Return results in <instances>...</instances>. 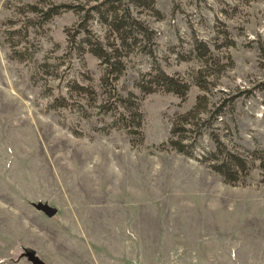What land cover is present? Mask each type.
I'll list each match as a JSON object with an SVG mask.
<instances>
[{"label":"rangeland","instance_id":"374dc122","mask_svg":"<svg viewBox=\"0 0 264 264\" xmlns=\"http://www.w3.org/2000/svg\"><path fill=\"white\" fill-rule=\"evenodd\" d=\"M29 3L48 7L0 0V264H32L26 251L45 264H264V159L252 156H264V0H155L158 13L138 12L155 30L158 60L189 83L184 100L143 93L135 80L152 58L124 57L120 83L138 98L141 137L103 128L97 108L68 89L72 79L98 87L101 73L90 52H67L77 14L29 25L23 37L16 28L37 17ZM11 35L30 57L13 52ZM196 39L210 46L208 60L195 55ZM58 92L71 109L51 105ZM199 94L212 110L223 103L211 130L249 157L244 180L227 182L168 143L173 117ZM200 140L213 144L207 133Z\"/></svg>","mask_w":264,"mask_h":264},{"label":"trees","instance_id":"16d2710c","mask_svg":"<svg viewBox=\"0 0 264 264\" xmlns=\"http://www.w3.org/2000/svg\"><path fill=\"white\" fill-rule=\"evenodd\" d=\"M45 2L48 3L47 8L29 3V9L36 12L37 17L29 19V22L16 30L24 31V37L29 25H41L51 16L67 10L77 14V22L66 32L67 52L72 54L90 52L98 59L101 73L98 77V87L80 83L76 79L69 80L67 86L68 89L80 93L84 99L88 98L97 108L96 114L101 115L103 128H122L129 135L137 134L139 137L142 135L140 127L143 113L138 98L132 90L124 91L125 87L120 83L128 67V61L124 57L129 53L146 54L152 58L150 66L139 72L135 80V85L141 92L167 91L175 93L182 100L185 99L189 83L179 76L178 72L167 71L158 60L153 47L155 30L138 14L143 8L158 13L155 0H77L57 3L45 0ZM95 21L104 27V34H99L94 29ZM19 41L20 39H12L13 52L20 58L30 57L31 51L27 46H17ZM194 49L195 55L205 60L212 55L210 46L202 40H195ZM261 50L264 56V47ZM43 62L47 70L51 63L45 59ZM55 69L47 71L61 78ZM196 83L202 88H207L203 76H199ZM49 101L54 107L65 106L68 109L73 107L72 102L61 92L56 93ZM81 103L78 101L76 104L79 111L85 110ZM222 107L223 103H220L212 110L208 106L206 95H197L191 108L178 112L173 117L168 143L188 156L201 161L207 160V165L225 181L234 183L245 179L252 164L248 156L229 149L219 135L211 130L212 120L222 113ZM204 133L208 134L213 143L207 148L200 140ZM198 148H203L202 153L198 154ZM253 153L254 158L263 161L264 156L260 150H253Z\"/></svg>","mask_w":264,"mask_h":264},{"label":"water","instance_id":"95a60500","mask_svg":"<svg viewBox=\"0 0 264 264\" xmlns=\"http://www.w3.org/2000/svg\"><path fill=\"white\" fill-rule=\"evenodd\" d=\"M36 205L38 208L44 210L48 215H53L57 211L54 206H51L48 203L40 202ZM25 254L29 257L32 264H45L40 258L34 256L31 251H26Z\"/></svg>","mask_w":264,"mask_h":264}]
</instances>
